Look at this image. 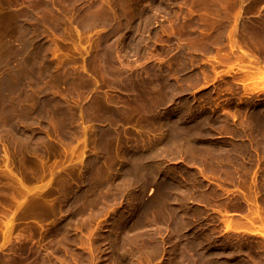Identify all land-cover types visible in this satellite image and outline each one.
I'll use <instances>...</instances> for the list:
<instances>
[{"label": "rangeland", "instance_id": "1", "mask_svg": "<svg viewBox=\"0 0 264 264\" xmlns=\"http://www.w3.org/2000/svg\"><path fill=\"white\" fill-rule=\"evenodd\" d=\"M20 1L0 264H264V0Z\"/></svg>", "mask_w": 264, "mask_h": 264}, {"label": "bare ground", "instance_id": "2", "mask_svg": "<svg viewBox=\"0 0 264 264\" xmlns=\"http://www.w3.org/2000/svg\"><path fill=\"white\" fill-rule=\"evenodd\" d=\"M21 1H22V0H21ZM21 1H20V3H21ZM23 1H25V0H23ZM26 1H27V0H26ZM29 1H30V0H29ZM114 1H115V0H114ZM116 1H117V0H116ZM9 2H10V0H9ZM12 2H13V1H12ZM16 2H17V1H16ZM124 2H125V1H124ZM124 2H123V3H124ZM17 3H18V2H17ZM24 3H25V2H24ZM26 3H27V2H26ZM28 3H29V2H28ZM38 3H39V2H38ZM112 3H113V2H112ZM10 4H11V3H10ZM29 5H30V3H29ZM33 5H34V4H33ZM33 5H31V6H33ZM35 5H36V3H35ZM35 5H34V6H35ZM37 5H38V4H37ZM113 5H114V4H113ZM115 5H116V4H115ZM3 6H4V5H3ZM8 6H9V5H8ZM25 6H26V5H25ZM129 6H130V5H129ZM9 7H10V6H9ZM26 7H27V6H26ZM30 8H31V7H30ZM116 8H117V7H116ZM123 8H124V7H123ZM125 8H126V7H125ZM27 9H28V8H27ZM32 9H33V8H32ZM111 11H112V10H111ZM130 11H131V10H130ZM110 13H111V12H110ZM127 13H128V12H127ZM125 14H126V13H125ZM113 15H114V14H113ZM116 17H117V16H116ZM116 17H114V18H116ZM111 18H112V17H111ZM175 129H176V128H175ZM180 130H181V129H180ZM187 130H188V129H187ZM191 132H192V130H191ZM193 134H194V133H193ZM177 141H178V140H177ZM173 142H174V141H173ZM173 142H172V144H173ZM201 142H202V141H201ZM196 143L198 144V141H197ZM172 144H171V145H172ZM199 144H200V142H199ZM199 148H200V147H199ZM211 149H212V148H211ZM213 149H214V148H213ZM207 151H208V150H207ZM204 154H205V152H204ZM227 154H228V153H227ZM219 155H221V151H220V154H219ZM223 155H225V154H223ZM197 156H198V155H197ZM204 157H205V156H204ZM207 157H208V155H207ZM207 157H206V158H207ZM224 157H225V156H224ZM211 158H212V157H211ZM218 158H219V157H218ZM213 159H214V158H213ZM218 160H219V159H218ZM204 161H205V160H204ZM204 161H203V162H204ZM206 161H207V160H206ZM210 161H211V160H210ZM203 162H200V163H203ZM213 162H214V161H213ZM215 162H216V161H215ZM198 163H199V162H198ZM210 163H211V162H210ZM194 164H195V163H194ZM208 164H209V163H208ZM212 164H213V163H212ZM184 169H185V168H184ZM177 170H178V169H177ZM179 171H180V170H179ZM200 172H201V171H200ZM192 177H194V176L192 175ZM4 178H5V177H4ZM5 179H6V178H5ZM0 180H1V179H0ZM7 180H8V179H7ZM176 180H177V179H176ZM69 182H70V181H69ZM12 183H13V182H12ZM66 184H67V182H66ZM71 184H72V183H71ZM196 185H197V184H196ZM72 187H73V186H72ZM170 189H172V188H170ZM170 189H169V190H170ZM18 192H19V189H18ZM18 192H17V193H18ZM48 192H49V191H48ZM169 192H170V191H169ZM169 192H168V193H169ZM20 193H21V192H20ZM164 194H165V193H164ZM47 196H48V195H47ZM166 196H167V195H166ZM42 197H44V195H42ZM38 198H39V197H38ZM40 198H41V197H40ZM62 198H63V197H62ZM70 198H71V197H70ZM164 198H165V197H164ZM68 199H69V198H68ZM167 199H168V198H167ZM43 200H44V199H43ZM66 200H67V199H66ZM162 201H163V200H162ZM44 202L47 203L46 200H45ZM62 202H63V201H62ZM64 202H65V201H64ZM166 202H167V201H166ZM45 203H44V204H45ZM57 203H58V202H57ZM75 203H76V202H75ZM154 203H155V202H154ZM157 203H158V202H157ZM157 203H156V204H157ZM152 204H153V203H152ZM161 204H162V203H161ZM161 204H160V206H161ZM70 205H71V204H70ZM75 205H76V204H75ZM148 205H149V204H148ZM154 205H155V204H154ZM154 205H153V206H154ZM163 205H165V204H163ZM163 205H162V207H163ZM150 206H151V205H150ZM158 206H159V204H158ZM158 206L156 205L155 207L157 208ZM80 207H81V206H80ZM144 207H145V206H144ZM162 207H161V208H162ZM164 207H165V206H164ZM69 208H70V207H69ZM78 208H79V207H78ZM81 208H82V207H81ZM149 208H150V207H149ZM158 208H159V207H158ZM154 209H155V208H154ZM154 209H153V210H154ZM74 210H75V208H74ZM159 210H160V209H159ZM163 211H164V210H163ZM146 213H147V212H146ZM146 213H145V214H146ZM156 213H157V212H156ZM75 215H76V214H75ZM162 215H163V214H162ZM164 215H165V214H164ZM76 216H77V215H76ZM43 217H44V216H43ZM43 217H42V218H43ZM68 217H69V216H68ZM141 217H142V216H141ZM157 217H158V216H157ZM161 217H162V216H161ZM71 218H72V217H71ZM158 218H159V217H158ZM141 219H142V218H141ZM41 220H42V219H41ZM72 220H73V219H72ZM74 220H75V219H74ZM62 221H63V220H62ZM69 221H70V220H69ZM143 221H144V220H143ZM60 222H61V221H60ZM181 222H182V221H181ZM230 223L234 225V223H232V221H230ZM230 223H229V224H230ZM62 224H63V223H62ZM71 224H72V222H71ZM84 225H85V224H84ZM184 225H185V224H184ZM233 225H232V227H231V226H229V227L233 228V227L235 226V225H234V226H233ZM54 226H55V225H54ZM72 226H73V224H72ZM70 227H71V226H70ZM180 227H181V226H180ZM236 227H237V226H236ZM64 228H65V227H64ZM64 228H63V229H64ZM67 228L69 229V227H67ZM72 228H73V227H72ZM72 228H70L69 231H71ZM81 228H82V227H81ZM83 228H85V226H84ZM65 229H66V228H65ZM58 230H59V227H58ZM73 230H74V229H73ZM81 230H82V229H81ZM65 231H66V230H65ZM58 232H59V231H58ZM60 232H61V230H60ZM71 232H72V231H71ZM66 233L68 234V231H67ZM55 234H56V233H55ZM68 235H69V234H68ZM63 236H65V234H64ZM54 237H56V235H55ZM60 237H61V236H60ZM67 237H69V236H67ZM75 238H76V237H75ZM55 239H56V238H55ZM63 239H64V238H63ZM66 239L69 240L68 238H66ZM57 240H58V239H57ZM53 241H55V240H53ZM69 241H70V240H69ZM58 242H59V241H58ZM63 242H64V241H63ZM51 244H52V243H51ZM56 245H57V244H56ZM62 245H63V244H62ZM74 245H75V244H74ZM52 246H53V245H52ZM58 246H59V245H58ZM60 246H61V245H60ZM53 247H54V246H53ZM64 247H67V246L64 245ZM50 248H51V247H50ZM56 248H57V246H56ZM58 248H59V247H58ZM70 249H71V247H70ZM52 251H54V250H52ZM65 251H66V249H65ZM70 251H72V250H70ZM67 252H69V251H67ZM67 252H66V254H67ZM34 253H35V252H34ZM61 253H64V252H61ZM52 254H53V253H52ZM61 255H62V254H61ZM64 255H65V254H64ZM63 257H64V256H63ZM42 259H43V258H42ZM59 259H60V258H59ZM44 260H45V258H44ZM41 263H42V262H41Z\"/></svg>", "mask_w": 264, "mask_h": 264}]
</instances>
